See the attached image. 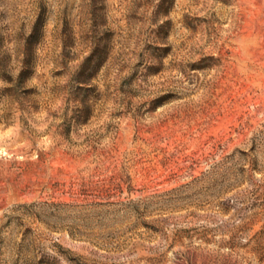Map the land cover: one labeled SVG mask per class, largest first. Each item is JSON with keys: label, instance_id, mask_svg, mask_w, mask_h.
I'll use <instances>...</instances> for the list:
<instances>
[{"label": "rangeland", "instance_id": "rangeland-1", "mask_svg": "<svg viewBox=\"0 0 264 264\" xmlns=\"http://www.w3.org/2000/svg\"><path fill=\"white\" fill-rule=\"evenodd\" d=\"M0 264H264V0H0Z\"/></svg>", "mask_w": 264, "mask_h": 264}]
</instances>
